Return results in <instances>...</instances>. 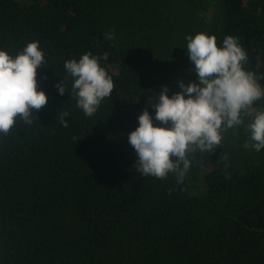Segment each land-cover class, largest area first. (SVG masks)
Returning <instances> with one entry per match:
<instances>
[{
  "label": "trees",
  "instance_id": "16d2710c",
  "mask_svg": "<svg viewBox=\"0 0 264 264\" xmlns=\"http://www.w3.org/2000/svg\"><path fill=\"white\" fill-rule=\"evenodd\" d=\"M199 32L218 47L238 37L244 67L264 73V0H0V48L39 41L48 97L0 133V264H264V149L245 147L248 117L190 153L180 183L134 168L128 134L161 86L196 80L186 37ZM86 52L114 81L92 116L63 67Z\"/></svg>",
  "mask_w": 264,
  "mask_h": 264
},
{
  "label": "clouds",
  "instance_id": "9594fccd",
  "mask_svg": "<svg viewBox=\"0 0 264 264\" xmlns=\"http://www.w3.org/2000/svg\"><path fill=\"white\" fill-rule=\"evenodd\" d=\"M186 39V55L196 80L187 84L178 80L179 90L171 95L167 85L161 86L157 101L147 104L137 117L138 126L128 134L136 155V171L157 179L172 173L177 183L190 168V153L213 152L221 144L223 132L244 124L245 117L251 142L245 147L264 149V108L254 107L256 101L264 99L260 83L264 73L244 67L248 54L238 37L226 36L219 47L216 36L205 32ZM100 59L86 52L63 65L72 78L77 107L86 116H92L114 89V81ZM44 64L45 53L39 41L28 42L16 55L0 48V133L7 134L19 122L30 125L33 114L46 105L48 97L38 88L36 78ZM56 88L60 95L66 92L62 81ZM65 116L67 112L61 123L67 127Z\"/></svg>",
  "mask_w": 264,
  "mask_h": 264
}]
</instances>
